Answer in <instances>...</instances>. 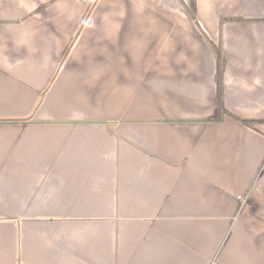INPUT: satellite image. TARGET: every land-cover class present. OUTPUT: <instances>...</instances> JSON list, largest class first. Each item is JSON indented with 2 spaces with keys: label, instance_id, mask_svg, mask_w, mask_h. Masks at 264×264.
<instances>
[{
  "label": "crops",
  "instance_id": "obj_1",
  "mask_svg": "<svg viewBox=\"0 0 264 264\" xmlns=\"http://www.w3.org/2000/svg\"><path fill=\"white\" fill-rule=\"evenodd\" d=\"M196 9L0 0V264H264V0Z\"/></svg>",
  "mask_w": 264,
  "mask_h": 264
},
{
  "label": "trees",
  "instance_id": "obj_2",
  "mask_svg": "<svg viewBox=\"0 0 264 264\" xmlns=\"http://www.w3.org/2000/svg\"><path fill=\"white\" fill-rule=\"evenodd\" d=\"M189 16L196 22V24L200 27V23L197 20V9L196 6H185ZM86 19V18H85ZM242 20V19H241ZM246 20V19H244ZM85 21V20H84ZM206 40L208 41V43L212 46L213 49L216 50L217 53V74H218V106L216 108V111L214 113V115L209 119L210 121H215L218 120L222 117L223 113L229 112L226 108L225 105L223 103V100H221L219 97L221 96V78H222V73H223V68L224 65L226 63V59L224 58L223 55V51L222 49L217 46L209 37L208 35L202 31ZM230 113V112H229ZM234 115V114H233Z\"/></svg>",
  "mask_w": 264,
  "mask_h": 264
},
{
  "label": "rangeland",
  "instance_id": "obj_3",
  "mask_svg": "<svg viewBox=\"0 0 264 264\" xmlns=\"http://www.w3.org/2000/svg\"><path fill=\"white\" fill-rule=\"evenodd\" d=\"M181 4L185 7V6H193L195 5L196 6V0H180ZM198 20V19H197ZM199 22V21H198ZM238 195H242L243 197H246V195L249 196V192H244V193H239ZM238 198V197H237ZM238 200L241 202V200L238 198ZM249 201V197H248V200L247 202Z\"/></svg>",
  "mask_w": 264,
  "mask_h": 264
},
{
  "label": "built area",
  "instance_id": "obj_4",
  "mask_svg": "<svg viewBox=\"0 0 264 264\" xmlns=\"http://www.w3.org/2000/svg\"><path fill=\"white\" fill-rule=\"evenodd\" d=\"M237 197L241 200V205H245L247 203V200H248V195H246V197H243L242 195H237Z\"/></svg>",
  "mask_w": 264,
  "mask_h": 264
}]
</instances>
